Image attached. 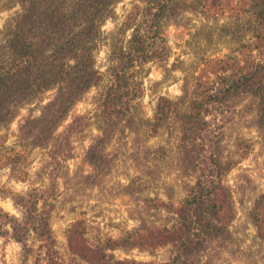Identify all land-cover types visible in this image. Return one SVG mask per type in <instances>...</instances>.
I'll use <instances>...</instances> for the list:
<instances>
[{
	"label": "rangeland",
	"instance_id": "1",
	"mask_svg": "<svg viewBox=\"0 0 264 264\" xmlns=\"http://www.w3.org/2000/svg\"><path fill=\"white\" fill-rule=\"evenodd\" d=\"M248 1L222 11L207 0H175L164 10L160 0H116L92 43L98 83L57 120L44 107L58 85L6 106L0 264H96L87 254L96 257L109 239L120 241L103 249L114 261H174L177 246L159 229L182 223L180 206L201 173L189 157L207 122L220 143L231 213L193 264H264V95L239 89L212 99L248 59L264 66V24L254 14L264 0ZM24 6L0 0V68L16 63L10 30ZM114 95L126 103L121 115ZM78 117L82 129L69 132Z\"/></svg>",
	"mask_w": 264,
	"mask_h": 264
},
{
	"label": "trees",
	"instance_id": "2",
	"mask_svg": "<svg viewBox=\"0 0 264 264\" xmlns=\"http://www.w3.org/2000/svg\"><path fill=\"white\" fill-rule=\"evenodd\" d=\"M115 1L72 0L66 4L59 3V0H25L23 14L12 22L15 25L10 30L12 38L9 48L16 63L12 67L0 68V121L10 103L28 97V91L34 88L36 91L51 85H58V94L44 107V111L52 114V120H57L76 103L81 94L98 83L91 57L92 43L99 35V22ZM174 1L160 0V10L174 5ZM207 1L211 9L218 7L222 11L227 10L231 2ZM254 7L259 25L264 24V3L255 2ZM227 82L225 92L217 91L219 93L216 92L213 100L217 101L219 97L228 96L239 89H256L264 95V66L260 65V59L256 63L250 58L246 71ZM125 104L121 102L120 95H114L110 103L117 115L126 112ZM111 112L106 113L110 119ZM84 120L85 117H78L70 125L69 132H80ZM47 121L51 123L50 119ZM207 124L204 143L197 155L189 157L195 167H201V173L189 199L180 206L178 215L182 223L175 228L159 229L178 249L174 261L167 264H193L206 249L207 243L223 235V222L231 213L228 190L223 184L225 165L219 154L220 143L210 123ZM44 234L40 230V235ZM153 238L156 236H146L145 240L148 244L155 243L152 242ZM119 242L109 239L102 246L105 250L114 249ZM103 249L98 252L97 258L94 253H88L87 259L96 264H136L114 261Z\"/></svg>",
	"mask_w": 264,
	"mask_h": 264
}]
</instances>
